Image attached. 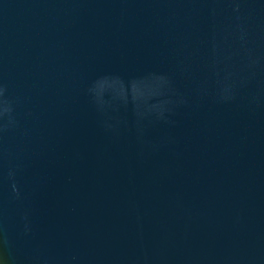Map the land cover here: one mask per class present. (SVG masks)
<instances>
[{"label": "water", "instance_id": "obj_1", "mask_svg": "<svg viewBox=\"0 0 264 264\" xmlns=\"http://www.w3.org/2000/svg\"><path fill=\"white\" fill-rule=\"evenodd\" d=\"M0 264H264V0H0Z\"/></svg>", "mask_w": 264, "mask_h": 264}]
</instances>
